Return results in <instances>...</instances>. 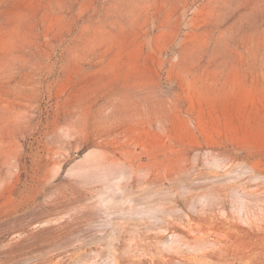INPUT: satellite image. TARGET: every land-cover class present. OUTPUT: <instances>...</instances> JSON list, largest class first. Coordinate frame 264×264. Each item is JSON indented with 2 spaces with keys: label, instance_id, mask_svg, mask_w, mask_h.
Returning a JSON list of instances; mask_svg holds the SVG:
<instances>
[{
  "label": "rangeland",
  "instance_id": "obj_1",
  "mask_svg": "<svg viewBox=\"0 0 264 264\" xmlns=\"http://www.w3.org/2000/svg\"><path fill=\"white\" fill-rule=\"evenodd\" d=\"M0 264H264V0H0Z\"/></svg>",
  "mask_w": 264,
  "mask_h": 264
}]
</instances>
